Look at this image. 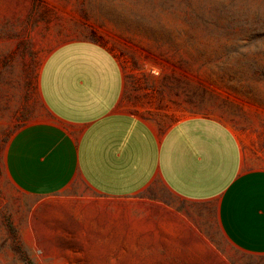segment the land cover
Segmentation results:
<instances>
[{
	"label": "crops",
	"instance_id": "obj_1",
	"mask_svg": "<svg viewBox=\"0 0 264 264\" xmlns=\"http://www.w3.org/2000/svg\"><path fill=\"white\" fill-rule=\"evenodd\" d=\"M3 14L0 256L75 242L85 264H264V151L209 115L164 125L180 67L123 61L86 23L40 59L30 18Z\"/></svg>",
	"mask_w": 264,
	"mask_h": 264
},
{
	"label": "rangeland",
	"instance_id": "obj_2",
	"mask_svg": "<svg viewBox=\"0 0 264 264\" xmlns=\"http://www.w3.org/2000/svg\"><path fill=\"white\" fill-rule=\"evenodd\" d=\"M5 10L37 27L40 59L62 43L64 29L81 34L84 23L87 34L117 49L123 61L129 48L162 55L180 67L182 93H188L165 112L164 125L209 115L247 148L264 151V0H0V17ZM69 244L63 257L20 244L0 264H85L76 243Z\"/></svg>",
	"mask_w": 264,
	"mask_h": 264
}]
</instances>
